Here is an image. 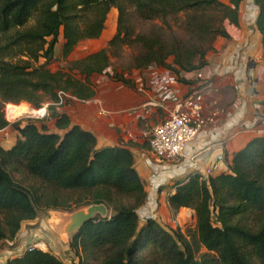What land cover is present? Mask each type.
I'll use <instances>...</instances> for the list:
<instances>
[{
	"label": "trees",
	"instance_id": "trees-1",
	"mask_svg": "<svg viewBox=\"0 0 264 264\" xmlns=\"http://www.w3.org/2000/svg\"><path fill=\"white\" fill-rule=\"evenodd\" d=\"M242 2L0 0V130L11 126L19 133L12 148L0 144V244L15 242L24 223L38 219L43 209L74 212L104 204L113 215L87 223L71 243L76 255L97 264H264V136L237 152L228 172L209 179L194 173L171 187L170 208L192 209L197 217L194 231L185 235L154 218L142 222L139 211L149 194L133 152L124 146L100 148L93 133L73 125L56 105L60 91L79 101L93 100L94 76L107 75L111 57L124 47L139 48L135 69L165 68L183 82V73L207 66L218 38L230 37L226 23L239 26ZM254 3L264 56V0ZM113 10L118 11L117 30L107 46L67 71L48 67L61 33L68 58L80 43L103 36ZM179 15L185 37L170 42L138 33L133 24L134 19L167 24ZM116 80L131 85L123 77ZM22 103L36 109L49 103L48 114L62 133L44 122L11 124L10 109ZM20 170L41 187L32 191L15 181L12 171ZM32 245L5 264H66L52 251L30 250ZM202 248L207 252L197 258ZM78 264L89 263L80 258Z\"/></svg>",
	"mask_w": 264,
	"mask_h": 264
},
{
	"label": "crops",
	"instance_id": "crops-1",
	"mask_svg": "<svg viewBox=\"0 0 264 264\" xmlns=\"http://www.w3.org/2000/svg\"><path fill=\"white\" fill-rule=\"evenodd\" d=\"M253 7H246L242 2L239 26L226 23L230 37L218 38L214 50L207 56V66L202 69L206 77L204 82L196 79L195 72L180 76L185 89L206 87V117L219 114L216 123L207 126L186 147L185 157L180 161L158 159L149 143L151 129L166 116L162 109L151 104L156 101L153 82L156 76L168 71L165 68L151 66L125 72L130 86L101 76L96 82L97 95L93 100H74L57 108L69 116L73 125L93 133L100 148L124 146L133 152L136 168L149 194L147 204L139 211L143 223L154 218L165 227L170 214L180 217L182 210L187 208L179 211L170 208L168 197L174 193L171 187L194 173L203 176L210 170L212 178L228 172L234 155L259 137L250 127L264 118L261 105L264 102V56L262 36L256 26L259 8L254 1ZM247 8L252 10L251 16L247 15ZM55 123L52 119L49 129L62 133ZM2 134L15 136L14 140L6 138L0 142L5 148L11 141L7 149L12 148L19 133L9 126L0 136ZM30 239H26L28 246L34 243ZM27 248H18L16 252L0 250L3 264L23 254Z\"/></svg>",
	"mask_w": 264,
	"mask_h": 264
},
{
	"label": "rangeland",
	"instance_id": "rangeland-1",
	"mask_svg": "<svg viewBox=\"0 0 264 264\" xmlns=\"http://www.w3.org/2000/svg\"><path fill=\"white\" fill-rule=\"evenodd\" d=\"M224 3H228L230 0H221ZM253 1L254 0H243V2L246 3V7H253ZM247 15L251 16V11L249 8H247ZM255 11H257L255 9ZM180 15L178 17H172L167 19V24L161 22V21H141L139 19H134L133 24L136 28V31L138 33H142L149 36H161L163 40L166 42H170L173 40L174 37L177 38H184L185 34L183 31L182 26V19ZM117 22H118V11L113 10L112 13L109 15L107 20V28L103 34V38L101 37L99 40L94 41H85L80 43L75 50L69 55L68 58L63 57V34L61 33L59 38V43L56 46L55 50V57L53 60L49 63L48 67L56 72L58 70H65L67 71L72 67V63L76 62L78 60H81L88 56L89 54L95 53L100 51L102 48L107 46L109 41L115 36L116 30H117ZM139 54V48L137 47H124L122 51H120L117 54H113L111 57V67L108 70L107 75H97L93 79V83L96 86L97 80L101 78V76H107L110 80H116V77H124L125 72H132L135 68L134 63V57ZM46 61L45 59H42L40 61L41 64H44ZM119 82V81H118ZM23 104V103H22ZM32 107L34 110H38L42 112L40 116L33 117V116H27V117H21L16 120H12L9 116L10 112L13 111L15 108L10 109L8 113V119H7V107L4 109L5 117L6 119L11 123H21L23 126L27 125L30 122H44L47 125L52 121L50 118V114H46L45 117H42L45 115L46 112H48L49 103L44 104L42 109H36L33 105L29 103H24ZM43 124V123H42ZM40 125V123H39ZM41 126V125H40ZM10 138L11 140L15 139L14 135H6L2 134L0 136V142H3L4 139ZM12 143L9 141L8 144H5V148L11 146ZM12 176L19 184L23 185L24 187L36 191L41 186L40 184L30 177L28 174H26L24 171L20 170L12 171ZM77 199V197H76ZM123 203L125 204H131V201L124 200ZM90 206H84L81 207L78 210L87 209ZM76 210V211H78ZM185 210V209H184ZM111 211V216L113 215V211ZM183 211V210H182ZM185 211H189V213L185 214L184 218L178 217V215H171L167 218V223L164 224L165 227H167L170 231H178L181 230L185 235L189 234V231L191 233L194 231L196 224H197V217L193 215L194 210L188 209ZM75 212V211H74ZM73 212H67V211H59V210H41L39 213L38 219L35 221L26 222L23 225L22 231L19 235V238L15 242H3L0 244V250H6L9 252H16L18 248L25 249L27 244V238L31 237V241L34 243H41L44 242L47 247V251H52L56 254V256L65 262L66 264H78L80 262V258H83L86 263L89 264H97L95 261H92L88 258H86L84 255L79 257L76 255L72 249H71V243L73 241V237L75 236H59L56 232V228L58 225V221L61 218V216L64 215H70ZM57 218V219H56ZM189 218V219H188ZM192 218V219H191ZM170 220V221H169ZM192 220V221H191ZM182 221V222H181ZM184 222V223H183ZM54 225H53V224ZM167 225V226H166ZM190 240V238H188ZM191 241V240H190ZM33 243V244H34ZM206 249L202 248L199 252L196 253V257L199 258L202 254L206 253ZM5 257V256H4ZM4 263V258H0V264Z\"/></svg>",
	"mask_w": 264,
	"mask_h": 264
},
{
	"label": "built area",
	"instance_id": "built-area-1",
	"mask_svg": "<svg viewBox=\"0 0 264 264\" xmlns=\"http://www.w3.org/2000/svg\"><path fill=\"white\" fill-rule=\"evenodd\" d=\"M196 79L204 82V72L194 71ZM156 101L153 106L162 109L166 116L153 126L149 135L150 149L153 155L162 161H180L185 157L186 147L210 124H215L218 113L206 117V87L197 86L185 89L179 77L171 71L156 76L153 82ZM58 107L65 106L67 101L75 99L70 93L60 91ZM264 107V102H261ZM42 117H45L46 114ZM258 136H264V118L254 123L251 127ZM3 130H0V134ZM211 171L207 170L203 177L209 179ZM47 251L44 242L34 243L29 249Z\"/></svg>",
	"mask_w": 264,
	"mask_h": 264
},
{
	"label": "water",
	"instance_id": "water-1",
	"mask_svg": "<svg viewBox=\"0 0 264 264\" xmlns=\"http://www.w3.org/2000/svg\"><path fill=\"white\" fill-rule=\"evenodd\" d=\"M111 217V211L108 206L92 205L87 209L78 210L70 215L61 216L58 221L56 232L59 236H74L87 223L96 220L97 218L108 219Z\"/></svg>",
	"mask_w": 264,
	"mask_h": 264
},
{
	"label": "bare ground",
	"instance_id": "bare-ground-1",
	"mask_svg": "<svg viewBox=\"0 0 264 264\" xmlns=\"http://www.w3.org/2000/svg\"><path fill=\"white\" fill-rule=\"evenodd\" d=\"M41 113L42 112H40L38 110L32 109V107L29 106V105H27V104H22V105L16 107L13 111H11L10 114H9V116L11 117L12 120H16V119H19L21 117H27V116L38 117V116H40ZM187 213H189V211L183 210L182 211V214H181V218H184L185 217V214H187Z\"/></svg>",
	"mask_w": 264,
	"mask_h": 264
}]
</instances>
